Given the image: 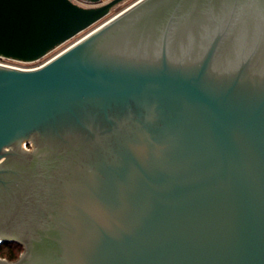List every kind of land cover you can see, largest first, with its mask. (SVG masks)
Returning a JSON list of instances; mask_svg holds the SVG:
<instances>
[{"label": "water", "instance_id": "water-1", "mask_svg": "<svg viewBox=\"0 0 264 264\" xmlns=\"http://www.w3.org/2000/svg\"><path fill=\"white\" fill-rule=\"evenodd\" d=\"M0 0L37 61L124 0ZM0 264H264V0H140L0 64Z\"/></svg>", "mask_w": 264, "mask_h": 264}, {"label": "rangeland", "instance_id": "rangeland-1", "mask_svg": "<svg viewBox=\"0 0 264 264\" xmlns=\"http://www.w3.org/2000/svg\"><path fill=\"white\" fill-rule=\"evenodd\" d=\"M135 2H137V0H124V1H122L120 4H118L117 6H115L112 9L111 13H109L101 21L97 22L93 26L89 27L85 31H83L80 34H78L77 36H75L74 38L70 39L69 41H67L66 43H64L63 45H61L59 48L55 49L53 52H50L45 57L41 58L40 60H37V61H21V60H16V59H6L4 61H6L7 63H9L12 66L23 67V68L37 66V65L43 63L44 61H46L48 58H50L53 54L59 52L60 50L64 49L65 47H67L68 45H70L71 43H73L74 41H76L79 38H81L85 33L89 32L93 28L97 27L103 21L109 19L110 17L116 15L117 13L122 12V10H124L126 7L128 8V6L134 4ZM4 258H6V257H4Z\"/></svg>", "mask_w": 264, "mask_h": 264}, {"label": "trees", "instance_id": "trees-1", "mask_svg": "<svg viewBox=\"0 0 264 264\" xmlns=\"http://www.w3.org/2000/svg\"><path fill=\"white\" fill-rule=\"evenodd\" d=\"M23 250L24 246L19 242H6L0 244V256L6 257L9 260L17 259Z\"/></svg>", "mask_w": 264, "mask_h": 264}, {"label": "built area", "instance_id": "built-area-1", "mask_svg": "<svg viewBox=\"0 0 264 264\" xmlns=\"http://www.w3.org/2000/svg\"><path fill=\"white\" fill-rule=\"evenodd\" d=\"M74 2H76V3H78V4H81V5H84V6H86V5H89V3L86 1V0H73ZM66 43V42H65ZM64 44V43H63ZM63 44H61V45H63ZM60 45V46H61ZM60 46H58V47H56L55 49H57V48H59ZM55 49H53L52 51H50V52H53ZM66 49V48H65ZM61 52L63 51V50H60ZM59 51V52H60ZM49 52V53H50ZM48 53V54H49ZM58 53V52H57ZM48 54H46V55H48ZM45 55V56H46ZM55 55H57L56 53L55 54H53L50 58H48L46 61H44L43 63H41V64H39V65H37V66H40V65H43L45 62H47L48 60H50L51 58H53V57H55ZM44 56V57H45ZM43 58V57H42ZM6 59H9V58H6V57H3V56H0V64H6V65H10L9 63H7L6 61H4V60H6ZM40 60V59H39ZM36 66V67H37Z\"/></svg>", "mask_w": 264, "mask_h": 264}, {"label": "bare ground", "instance_id": "bare-ground-1", "mask_svg": "<svg viewBox=\"0 0 264 264\" xmlns=\"http://www.w3.org/2000/svg\"><path fill=\"white\" fill-rule=\"evenodd\" d=\"M138 1H140V0H137V2H138ZM135 3H136V2H135ZM135 3H134V4H135ZM130 6H131V5H130ZM130 6H128V8H129ZM128 8L126 7L124 10H122V12L125 11L126 9H128ZM120 13H121V12H120ZM120 13H117L116 15H114V16L110 17L109 19L103 21V22H102L101 24H99L97 27L103 25L105 22H108L110 19L116 17V16H117L118 14H120ZM97 27L93 28L92 30L96 29ZM92 30H90L89 32H91ZM89 32H88V33H89ZM85 34H87V33H85ZM85 34H84V35H85ZM84 35H83V36H84ZM79 39H81V38H79ZM79 39H78V40H79ZM78 40H76V41H78ZM76 41H74L73 43H71L70 45H68V46L65 47V48H68L69 46H71L72 44H74ZM65 48L62 49V50H65ZM59 53H61V51L58 52V53H56V54L58 55ZM55 56H56V55H55ZM34 67H36V66H34ZM26 68H33V67H26Z\"/></svg>", "mask_w": 264, "mask_h": 264}, {"label": "flooded vegetation", "instance_id": "flooded-vegetation-1", "mask_svg": "<svg viewBox=\"0 0 264 264\" xmlns=\"http://www.w3.org/2000/svg\"><path fill=\"white\" fill-rule=\"evenodd\" d=\"M133 5V4H132ZM88 33V32H87ZM86 35V34H85ZM84 37V36H83ZM23 68V67H22ZM26 68V67H25Z\"/></svg>", "mask_w": 264, "mask_h": 264}]
</instances>
